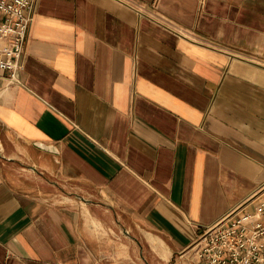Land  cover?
Wrapping results in <instances>:
<instances>
[{
    "label": "crops",
    "instance_id": "crops-1",
    "mask_svg": "<svg viewBox=\"0 0 264 264\" xmlns=\"http://www.w3.org/2000/svg\"><path fill=\"white\" fill-rule=\"evenodd\" d=\"M22 60L0 69V264H198L197 234L254 208L264 0H37Z\"/></svg>",
    "mask_w": 264,
    "mask_h": 264
},
{
    "label": "built area",
    "instance_id": "built-area-1",
    "mask_svg": "<svg viewBox=\"0 0 264 264\" xmlns=\"http://www.w3.org/2000/svg\"><path fill=\"white\" fill-rule=\"evenodd\" d=\"M37 0H0V69L19 81L22 54ZM137 11L154 19L141 4ZM163 22V21H162ZM166 27L181 29L170 22ZM251 211L234 209L206 225L196 236L193 253L198 264H264V182Z\"/></svg>",
    "mask_w": 264,
    "mask_h": 264
}]
</instances>
